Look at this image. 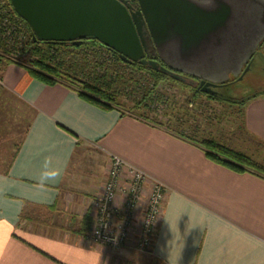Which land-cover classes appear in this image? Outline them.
<instances>
[{"label": "crops", "instance_id": "obj_1", "mask_svg": "<svg viewBox=\"0 0 264 264\" xmlns=\"http://www.w3.org/2000/svg\"><path fill=\"white\" fill-rule=\"evenodd\" d=\"M239 106L242 136L258 145L253 159L264 165V96ZM146 116L101 108L22 65L0 67V264H264V177L208 158L203 140L237 147L180 130L182 118L177 132ZM87 149L99 155L103 174L91 167L70 178ZM113 155L166 187L148 254L89 239L91 203ZM48 159L57 176L41 184Z\"/></svg>", "mask_w": 264, "mask_h": 264}, {"label": "water", "instance_id": "obj_2", "mask_svg": "<svg viewBox=\"0 0 264 264\" xmlns=\"http://www.w3.org/2000/svg\"><path fill=\"white\" fill-rule=\"evenodd\" d=\"M34 40L94 37L128 63L216 88L242 80L264 41V0H11ZM134 3L137 5L133 7ZM150 36L155 57L143 38Z\"/></svg>", "mask_w": 264, "mask_h": 264}, {"label": "trees", "instance_id": "obj_3", "mask_svg": "<svg viewBox=\"0 0 264 264\" xmlns=\"http://www.w3.org/2000/svg\"><path fill=\"white\" fill-rule=\"evenodd\" d=\"M7 39L10 41L7 42ZM263 44L264 41L261 45ZM20 45L23 47L20 48ZM15 51L22 56H30V61L18 62L12 54ZM253 62L255 66L256 59H253ZM4 63H18L24 66L32 77L47 84L66 82L78 89L81 97L101 108H122L144 119H147V116L143 111L151 102L159 100L160 93L157 88L161 84L174 83L188 89L193 92L194 100L208 96L204 95L206 92L203 93L199 87L191 86L164 72L124 61L117 52L104 46L94 37H87L79 43L34 40L30 25L15 11L11 0H0V67ZM125 90L131 99V108L117 101L116 95L124 93ZM263 96L264 89L241 97V101L229 96V91L209 97L245 106L250 100ZM151 122L161 127L165 125L154 119ZM200 143L207 157L214 162L236 172L249 171L264 177V165L252 157L222 146L214 140H203Z\"/></svg>", "mask_w": 264, "mask_h": 264}, {"label": "rangeland", "instance_id": "obj_4", "mask_svg": "<svg viewBox=\"0 0 264 264\" xmlns=\"http://www.w3.org/2000/svg\"><path fill=\"white\" fill-rule=\"evenodd\" d=\"M4 22H6V20ZM9 41L10 39H7V42ZM19 47L22 48L23 45H20ZM12 54L14 58H16V60L21 63L28 62L31 58L30 56H22L17 51L13 52ZM255 57L256 64L254 68H258V71L256 72L254 70V72H252L253 70L249 69L243 75L242 80H238V77L232 76L230 79L231 88L227 90V92L229 91V96L239 98V100L241 101L243 99L241 97H244L256 90L264 89V44L259 47V50L255 54ZM184 82L193 86L187 79ZM148 85L150 86V84ZM205 89L212 90L214 88L207 87ZM157 91H159L160 93L159 100H156L158 99L156 98V101L151 102L149 106H147L148 108L143 111V114H146L152 119L164 123L166 126L174 127L176 129L175 131L177 132L179 131V127H176L175 125H177L181 121L180 118H182L181 122L185 125H182V129L180 130H185L188 134L191 135L197 134L200 137L211 136V138L224 142L225 145L237 147L236 149L240 148V150H246L249 156L259 159V152L257 151L256 153V150L252 148L253 145H255L256 147L258 145L254 143L253 140L247 141L251 140L248 136H242L243 133H245L242 114L243 109L239 106L238 103L237 105H234L232 103H222L210 98L209 96H201L199 100H194L192 97V91L181 88L174 83L161 84V86L157 88ZM127 94L128 93L125 90L124 93L116 95L117 101L118 103L122 102L121 104L127 106V108H131V99ZM200 101L202 102V105L199 104ZM236 149L235 151H237ZM99 160L101 159L98 154L95 155V151L90 149L84 150L78 157L76 164L73 163V169H71L69 173L70 178L77 175L78 171H83L85 172V174L92 172L90 171L91 167L95 173L103 174V167L101 166ZM94 165L96 167L98 166V168L94 167ZM107 179L108 172L101 190L97 192V194L93 197L91 203L92 216L94 220L93 226L96 224V208L94 207V202L102 195ZM122 201L123 197L119 193L115 201V206H117V209L119 210L121 209L120 206ZM118 216L114 220L113 227L117 231V234L120 235V226L122 225V221ZM139 223V221H135V224L129 225V233H131L127 236L122 237L121 246L117 248H108L112 251H117L122 248H129L132 251L140 254H148V252L140 251L137 248V244L141 240V236L137 235L139 233H137L138 231L136 232L137 228L135 227V225ZM138 260L142 263H145L144 259L138 258Z\"/></svg>", "mask_w": 264, "mask_h": 264}, {"label": "built area", "instance_id": "obj_5", "mask_svg": "<svg viewBox=\"0 0 264 264\" xmlns=\"http://www.w3.org/2000/svg\"><path fill=\"white\" fill-rule=\"evenodd\" d=\"M119 193L123 197L120 210L115 206ZM165 193L166 187L161 181L151 178L121 157L111 156L104 191L94 202L96 224L91 227L90 241L97 245L117 248L122 244V237L131 233L129 225L139 221L140 223L135 225L136 232L139 233L137 235L141 236L137 248L150 252L151 236L162 211ZM117 216L122 221L120 235L113 227Z\"/></svg>", "mask_w": 264, "mask_h": 264}, {"label": "flooded vegetation", "instance_id": "obj_6", "mask_svg": "<svg viewBox=\"0 0 264 264\" xmlns=\"http://www.w3.org/2000/svg\"><path fill=\"white\" fill-rule=\"evenodd\" d=\"M133 7L136 8L137 5L134 3ZM143 32H144V33H143V38H144L145 43H146V45H147L149 56H150V57H155V51L153 50V46H152V42H151V40H150V36H149V34L146 32L145 29H144ZM255 59H256V58H254V60H255ZM253 65H254V62H253L252 65H251V70H253L252 72H254V70L257 72V71H258V70H257L258 68H257V69L254 68ZM186 79L189 80V83L192 84L193 86L196 85L197 87H199L200 90H202V89L204 88V85H203V86H200V85H199L200 80L196 79V81H193V80L190 79V78H185L184 81H185ZM230 82H231V80L227 81V82L224 83V84H219L218 87L212 89L209 93H207V92H206V93L203 92V93L206 94V95H208V96H214V95H222V94H225L226 91H227L228 89L231 88V86H230ZM205 88H207V87H205Z\"/></svg>", "mask_w": 264, "mask_h": 264}, {"label": "clouds", "instance_id": "obj_7", "mask_svg": "<svg viewBox=\"0 0 264 264\" xmlns=\"http://www.w3.org/2000/svg\"><path fill=\"white\" fill-rule=\"evenodd\" d=\"M51 160L48 159L44 164V171L41 173L40 182L43 184L45 181L55 179L57 176V172L54 170H50Z\"/></svg>", "mask_w": 264, "mask_h": 264}]
</instances>
